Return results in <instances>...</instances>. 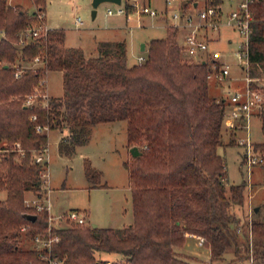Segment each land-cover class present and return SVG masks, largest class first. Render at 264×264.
I'll list each match as a JSON object with an SVG mask.
<instances>
[{"label": "trees", "instance_id": "obj_1", "mask_svg": "<svg viewBox=\"0 0 264 264\" xmlns=\"http://www.w3.org/2000/svg\"><path fill=\"white\" fill-rule=\"evenodd\" d=\"M35 2L46 9L47 0ZM206 2L220 6L223 0ZM250 10L251 72L256 75V65L264 66V0L251 2ZM36 23L34 12L0 0V190L7 192L0 199V264H49L48 256L64 264H235L249 257L250 241L241 243L242 248L239 225L225 216L230 202L243 204L247 197L246 181L226 185L227 162L219 152L226 103L210 93V63L183 54L178 27L169 25L165 37L148 43L146 59L129 65L125 41H102L99 53L87 57L82 47L66 46L64 28L30 37L19 48L21 32ZM19 52L27 62L41 55V65H15ZM50 70L63 72L64 94L49 96L47 106L41 95L27 104L37 88L46 90L42 80ZM260 117L264 133V109ZM113 120H127L129 145L141 151L124 162L133 222L118 228L93 223L55 226L51 233L59 240L49 249L22 247L23 237L48 234V210L28 205L25 196L27 191L39 196L44 192L47 163L35 161L36 153L48 147L44 129L68 128L60 150L71 154L88 141L93 125ZM84 160L92 186L101 185L102 171L88 157ZM27 212L37 218H26ZM250 227L255 257L264 258V220L255 219ZM188 234L205 237L210 263L177 254ZM230 249L234 257L223 263ZM100 250L121 258L99 259Z\"/></svg>", "mask_w": 264, "mask_h": 264}, {"label": "rangeland", "instance_id": "obj_2", "mask_svg": "<svg viewBox=\"0 0 264 264\" xmlns=\"http://www.w3.org/2000/svg\"><path fill=\"white\" fill-rule=\"evenodd\" d=\"M14 5H21L28 8L29 12H34L38 7L35 0H11ZM205 0H199L200 6ZM243 0H223L219 6L227 15L230 11L239 7ZM17 3V4H16ZM21 3V4H20ZM35 4V5H34ZM110 2H103L98 7L95 18L92 17V0H47L46 13L47 24L52 27H65L67 31L66 42L69 46L82 47L88 55H97L99 47L97 40L110 38L106 33V27L112 22H121L126 26L124 34L128 46V63L137 64L140 56H146L147 52L141 50L143 43L150 42L153 38L165 37L167 35L166 23L159 16L149 14L130 13L126 15L107 14L106 7ZM151 6H162L163 0H151ZM81 16L82 25H77L75 19ZM105 27V28H104ZM113 35L111 36V38ZM232 40V42L230 41ZM244 40V36L234 27L223 25L219 32V40L214 42L212 47L224 52V60L232 63V78L230 82L218 84L216 80L209 79L210 93L218 100L222 96H230L229 89L239 87L240 70L236 65L234 52ZM21 43L18 44L20 48ZM21 64L25 67H37L40 63L27 62L20 59V52L15 65ZM22 70V69H21ZM20 70H18L19 72ZM17 74V73H16ZM234 78V79H233ZM238 78V79H236ZM229 83V87H228ZM45 92L48 96H62L64 94L63 73L61 70H50L47 75ZM37 98V97H36ZM35 98V100H36ZM228 111H234L232 105L226 104ZM47 131L48 142V162L44 169L43 194L39 196L35 192H26L28 205L38 203L51 204L52 224L55 226L71 224L66 220H60V215L68 210L76 209L84 212L90 223L104 227H123L133 220V205L131 188L129 181V171L124 162L131 160L134 156L127 138V120H113L101 122L90 128L89 139L86 143L77 145L75 151L66 154L60 150V141L68 135V128L44 129ZM240 135L246 137L237 128H232L224 122L222 129L223 145L219 147V152L226 158L228 176L227 187L232 184L247 182V197L243 204L230 202L225 211V216L233 221V225H239L237 235L239 244L250 241V253H254L256 247L253 244V235L250 224L255 219L264 220V163L256 164L252 168L250 177L246 165L243 164L244 147L239 145ZM249 136L257 145V152L264 157V133L262 131V119L260 115H254L250 120ZM235 140L234 145H230L231 140ZM82 153L84 155H82ZM88 157L93 165L102 171L101 185L92 186L84 170V158ZM46 187L49 188L45 192ZM230 196V192H228ZM7 197V192L0 190V199ZM48 201H46V199ZM259 207L256 211L255 208ZM61 212V213H60ZM130 218V219H129ZM235 225V227H237ZM188 237V236H187ZM24 248H32L35 243L30 238L23 237L20 242ZM243 248V245L241 244ZM177 254L195 262L207 263L211 261V251L206 245L199 244L198 239L188 237L183 247L177 248ZM116 257H111L113 255ZM97 258L108 260L120 259L118 253L104 250L96 251ZM250 255V254H249ZM119 257V258H118ZM233 249L226 254L223 263H228L232 258ZM256 264L264 262L262 256L255 257ZM239 262V261H238ZM236 262L235 264H238Z\"/></svg>", "mask_w": 264, "mask_h": 264}, {"label": "built area", "instance_id": "obj_3", "mask_svg": "<svg viewBox=\"0 0 264 264\" xmlns=\"http://www.w3.org/2000/svg\"><path fill=\"white\" fill-rule=\"evenodd\" d=\"M254 0L241 1L238 8L230 11L225 15L224 11L219 6L209 5L206 0L200 6L199 0H164V9L158 6L152 7L151 0H122L120 4L110 3L106 7L107 14H124L130 13L149 14L151 16H159L163 18H170L172 21L169 25L184 28L185 33L178 40L182 47L183 54L194 61L210 63L208 71V79L216 80L218 84L230 82L232 78V63L224 60V52L220 49L212 47V42L218 39V33L223 25H229L237 29L243 36L244 40L234 52L236 58V65L239 67L240 76L239 87L229 89L230 96H223L222 99L226 104L233 107V112L226 109L224 122L227 126L237 128L243 133L248 132V135L239 137V145L244 147L243 164L246 165L248 176L250 177L254 165L264 161L263 155L255 149L254 141L249 136L250 120L254 115H260L264 109V66L258 63L257 74L253 75L251 69L253 63L250 60L249 39L251 33V21L253 15L250 10V3ZM197 3V4H196ZM37 23L35 26L28 27L21 32L20 43L24 45L30 37H39L47 35L52 28L47 24V13L45 9L36 7L34 10ZM77 25H82L83 20L81 16L75 19ZM146 56H140V62L144 61ZM35 63L42 62V56L38 55L34 59ZM20 72H17L19 75ZM236 78V79H238ZM234 79V78H233ZM42 83H47V79H43ZM228 83V87H229ZM43 96L46 100L45 105H48V93L41 92L37 88L36 93L31 94L27 98V104L35 102V98ZM227 108V107H226ZM36 118V116H33ZM43 128L38 127L41 131ZM35 161L38 163L46 164L48 162V147L36 153ZM46 174V173H45ZM43 172V176H45ZM46 185V183H45ZM49 198L46 199L48 201ZM38 210L47 209L51 211V204L38 203L35 205ZM60 220H66L75 224H89L84 212L71 209L60 215ZM48 234H37L31 239L38 249L50 248L54 241L59 240L58 235H53L51 230L55 225L52 224V217L49 219ZM28 225L22 227L25 230ZM200 245L205 246V237L197 235ZM49 264H64V261L59 258L48 256L46 257ZM210 263L209 258L205 259ZM238 264H256L254 253H250L249 257L240 260Z\"/></svg>", "mask_w": 264, "mask_h": 264}, {"label": "crops", "instance_id": "obj_4", "mask_svg": "<svg viewBox=\"0 0 264 264\" xmlns=\"http://www.w3.org/2000/svg\"><path fill=\"white\" fill-rule=\"evenodd\" d=\"M9 2L11 3V4H15V3H13L11 0H9ZM17 4V3H16ZM21 4V3H20ZM35 5V4H34ZM160 9H164V0H163V5L162 6H158ZM35 8H36V6H35ZM28 9V8H27ZM45 10H47V8L45 9ZM97 13H98V11H97ZM117 14V13H116ZM113 15V14H112ZM119 16L121 15H124V14H118ZM97 16V15H96ZM127 16V15H126ZM165 23H166V31H167V27L169 26V23L172 21L169 17L168 18H163V17H160ZM46 21H47V17H46ZM48 22V21H47ZM106 27V33L107 34H109V35H113V37L111 38V36H110V38H101V39H99V40H97V46L99 47V44L102 42V41H125L126 42V38H125V36H124V34H122L123 33V31L124 32H126L127 31V29H126V26L124 25V24H122L121 22H112L111 24H109L108 26H105ZM104 27V28H105ZM52 28H64L65 29V32H66V36H65V44H66V46H69V45H67V42H66V38H67V31H66V28L65 27H60V26H58V27H54V26H52ZM221 30V29H220ZM220 32V31H219ZM179 37H182L183 36V34L185 33V29L184 28H180L179 29ZM218 39L217 40H215L214 42H216V41H218L219 40V33H218ZM231 42H232V40H230ZM214 42H212V44L211 45H213V43ZM127 43V42H126ZM149 43V42H148ZM148 43H145V49H142V46H141V50H144V51H148ZM127 49H128V46H127ZM84 50V49H83ZM84 52H85V50H84ZM85 55L87 56V57H90V56H92V55H88V54H86L85 53ZM93 56H95V55H93ZM140 63V62H139ZM129 65H132V64H129ZM63 73V72H62ZM223 97V96H222ZM82 155H84L83 153H82ZM85 158H86V156H85ZM44 190H45V192H48L47 193V195L49 196V188L48 187H46V185L44 186ZM32 192V191H31ZM61 213V212H60ZM133 220H134V212H133ZM130 219V218H129ZM133 220H132V222H133ZM131 222V220H129V222H128V224H130V223H132ZM128 224H126V225H128ZM100 226V225H99ZM125 226V225H124ZM194 237V238H197V235L196 234H188V237ZM187 237V238H188ZM198 239V238H197ZM114 253V252H113ZM111 257H116V255L114 254L113 256H110V258ZM119 258V257H118ZM105 259H108V258H105Z\"/></svg>", "mask_w": 264, "mask_h": 264}, {"label": "water", "instance_id": "obj_5", "mask_svg": "<svg viewBox=\"0 0 264 264\" xmlns=\"http://www.w3.org/2000/svg\"><path fill=\"white\" fill-rule=\"evenodd\" d=\"M103 2H110V3H118L120 4L122 2V0H92V17L95 18L97 15V11H98V7L101 3ZM197 4V3H196ZM142 49H145V43L142 44ZM131 153L134 156H137L141 153L140 149L138 146L134 145L131 147ZM259 209V207H256L255 210L257 211ZM24 216L30 220H35L37 218V214L35 213H31V212H27L24 214ZM93 226H97V223H93Z\"/></svg>", "mask_w": 264, "mask_h": 264}]
</instances>
